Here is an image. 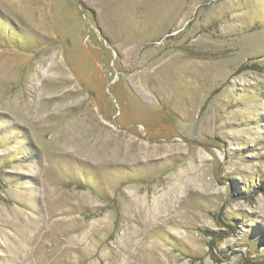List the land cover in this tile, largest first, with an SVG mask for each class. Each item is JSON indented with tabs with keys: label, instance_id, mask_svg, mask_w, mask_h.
<instances>
[{
	"label": "rangeland",
	"instance_id": "rangeland-1",
	"mask_svg": "<svg viewBox=\"0 0 264 264\" xmlns=\"http://www.w3.org/2000/svg\"><path fill=\"white\" fill-rule=\"evenodd\" d=\"M0 264H264V0H0Z\"/></svg>",
	"mask_w": 264,
	"mask_h": 264
}]
</instances>
